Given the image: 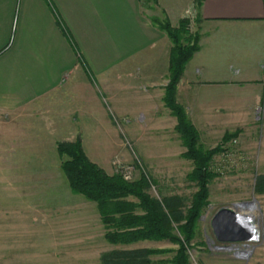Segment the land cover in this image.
I'll use <instances>...</instances> for the list:
<instances>
[{
  "label": "crops",
  "instance_id": "1",
  "mask_svg": "<svg viewBox=\"0 0 264 264\" xmlns=\"http://www.w3.org/2000/svg\"><path fill=\"white\" fill-rule=\"evenodd\" d=\"M147 1L0 0V152L57 154L58 120L67 136L73 95L76 112L88 116L92 101L106 115L97 84L107 78L117 118L171 119L163 102L171 44L151 23ZM157 2L172 25L191 11L201 34L176 92L200 142L221 140L256 112L264 122V0ZM46 122L49 143L41 140Z\"/></svg>",
  "mask_w": 264,
  "mask_h": 264
},
{
  "label": "rangeland",
  "instance_id": "2",
  "mask_svg": "<svg viewBox=\"0 0 264 264\" xmlns=\"http://www.w3.org/2000/svg\"><path fill=\"white\" fill-rule=\"evenodd\" d=\"M145 6L150 9V20H167L171 24L157 0H149ZM184 16L177 25L171 24L172 27L187 20L189 33L200 38L195 19ZM104 83V88L97 84L98 100L106 111L104 118L95 112L97 106L92 101L88 116L76 112L81 106L73 95V121L66 122L68 135L60 136L66 127L63 120H58V144L80 140L87 158L105 173L115 175L119 167L129 168L128 181L146 178L152 199L177 197L185 215L197 187L187 178L193 164L182 157L186 150L173 127L175 117L170 112L171 119L165 123L143 118L119 119L114 112L113 82L107 78ZM64 108L58 105V117ZM257 116L256 112L238 129L227 132L237 135L225 143L226 134L219 141L202 138L200 142L199 137L202 149L221 145L223 151L210 163V170L217 176L208 185V205L196 222L187 250L190 264H264V193L255 192L257 177L264 176V122L256 120ZM48 123H44L41 131V140L45 143H49V137H45ZM161 123L165 124L164 130L159 128ZM11 139L17 140V137ZM4 148L0 140V150ZM65 159L48 150L41 154L0 152V264H101L104 253L137 249L165 252L152 256L153 262H166L174 257L178 246L169 240L127 246L108 244L96 204L71 192L61 170ZM127 201L136 203L130 198ZM223 208L233 209L242 217L252 216L250 220L257 228L252 242L220 244L215 240L210 223ZM174 228L173 234L182 239L176 225Z\"/></svg>",
  "mask_w": 264,
  "mask_h": 264
},
{
  "label": "trees",
  "instance_id": "3",
  "mask_svg": "<svg viewBox=\"0 0 264 264\" xmlns=\"http://www.w3.org/2000/svg\"><path fill=\"white\" fill-rule=\"evenodd\" d=\"M151 23L164 32L171 42L169 84L165 88L163 102L176 119L175 131L186 150L182 157L193 164L187 178L195 183L197 192L183 215L182 202L177 197L161 201L152 199L148 194L150 182L146 178L130 182L119 173L108 175L87 158L80 140L59 143L57 153L66 158L61 163V170L68 186L73 194L96 204L105 231L104 240L108 244L127 246L143 241L169 240L178 246L174 257L166 262L151 260L152 256L165 253L163 251L137 249L104 253L100 257L101 264H190L187 250L194 237L196 222L208 205V185L217 176L210 170V163L214 156L223 151L221 145L210 150L202 149L196 128L176 100L177 85L187 64L199 50L200 38L189 33L187 20H182L176 28L167 20H151ZM236 135L226 134L223 142ZM255 192L264 193V176L257 177ZM128 198L136 203L127 201ZM174 225L182 239L173 234Z\"/></svg>",
  "mask_w": 264,
  "mask_h": 264
},
{
  "label": "water",
  "instance_id": "4",
  "mask_svg": "<svg viewBox=\"0 0 264 264\" xmlns=\"http://www.w3.org/2000/svg\"><path fill=\"white\" fill-rule=\"evenodd\" d=\"M210 225L215 240L220 244L249 243L254 239L250 228L242 224L241 217L233 209L217 211Z\"/></svg>",
  "mask_w": 264,
  "mask_h": 264
},
{
  "label": "bare ground",
  "instance_id": "5",
  "mask_svg": "<svg viewBox=\"0 0 264 264\" xmlns=\"http://www.w3.org/2000/svg\"><path fill=\"white\" fill-rule=\"evenodd\" d=\"M241 219H242V224L245 226V227H248L250 228V231L254 234V238L256 237L257 235V228L255 225L252 224V221L250 220V218H252V216L250 215H246L244 217L240 216Z\"/></svg>",
  "mask_w": 264,
  "mask_h": 264
},
{
  "label": "built area",
  "instance_id": "6",
  "mask_svg": "<svg viewBox=\"0 0 264 264\" xmlns=\"http://www.w3.org/2000/svg\"><path fill=\"white\" fill-rule=\"evenodd\" d=\"M187 15H188L187 18H189L191 20L192 19L191 18V14L190 13H187ZM233 144H235V142H233ZM118 172H119V174H121L123 176V178L125 180H127V181L130 180L131 170L129 168L124 169V168H120L119 167Z\"/></svg>",
  "mask_w": 264,
  "mask_h": 264
}]
</instances>
